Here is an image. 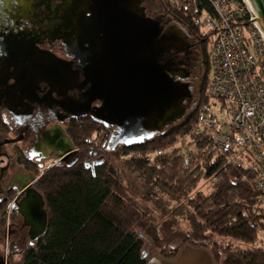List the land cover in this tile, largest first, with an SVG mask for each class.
Returning a JSON list of instances; mask_svg holds the SVG:
<instances>
[{
  "label": "trees",
  "instance_id": "1",
  "mask_svg": "<svg viewBox=\"0 0 264 264\" xmlns=\"http://www.w3.org/2000/svg\"><path fill=\"white\" fill-rule=\"evenodd\" d=\"M158 1L177 25L203 38L198 100L182 119L160 134L133 145H119L112 152L122 149L126 164L172 199L188 198L191 229L182 235L190 245H212L220 264H264V205L252 176L242 166L230 164L204 133L193 136L189 159L178 149H170L180 135L191 130L199 106L208 100L209 39L204 36L201 14L212 13L213 8L208 0ZM88 126L74 131L73 138L81 145L96 140ZM96 149L93 154L103 153ZM105 156L94 168L86 167L82 160L71 167L54 166L41 176L38 188L45 196L48 225L45 233L25 249L24 264H149L143 252V232L161 241L165 248L178 239L170 221L163 222L161 236L160 231L155 232V219L140 210L123 185L124 176ZM203 178H216L210 194L197 189ZM215 237L225 242L221 245ZM165 252L163 258L174 259L176 250ZM211 255L215 259L214 253Z\"/></svg>",
  "mask_w": 264,
  "mask_h": 264
},
{
  "label": "flooded vegetation",
  "instance_id": "2",
  "mask_svg": "<svg viewBox=\"0 0 264 264\" xmlns=\"http://www.w3.org/2000/svg\"><path fill=\"white\" fill-rule=\"evenodd\" d=\"M141 5L164 31L177 25L156 0ZM103 16L89 0H0V264H24L25 249L45 233L33 239V226L22 212L33 192L41 194L47 210L38 188L41 176L54 166L82 160L88 168L97 167L113 150L116 126L95 116L103 101L91 92L107 86L109 54L89 51L91 37L104 35L98 31ZM180 28L186 45L166 53L161 62L169 63L174 79L189 83L193 92L203 66L202 39ZM196 103L193 93L190 107ZM88 124L99 128L96 139L103 134L106 151L99 156L93 154L96 140L84 146L73 138L77 128ZM65 145L73 149L62 155ZM212 264H217L213 257Z\"/></svg>",
  "mask_w": 264,
  "mask_h": 264
},
{
  "label": "water",
  "instance_id": "3",
  "mask_svg": "<svg viewBox=\"0 0 264 264\" xmlns=\"http://www.w3.org/2000/svg\"><path fill=\"white\" fill-rule=\"evenodd\" d=\"M90 1L95 12L104 15L98 28L104 35L91 37L89 51L108 53L106 58L110 62L104 74L107 86L91 88L103 101V106L94 114L105 125L116 126V134L111 138V148L115 150L122 144L149 140L185 116L189 102L193 101L192 86L175 80L170 64L161 60L166 53L179 50L186 43L179 25L164 31L160 21L147 17L142 0ZM247 1L264 35V0ZM65 146L62 155L73 149ZM96 164L101 165V162ZM22 212L33 226L32 238L37 239L48 223L41 194L33 192ZM195 260L212 264L208 251L193 246H186L173 260L152 257L148 263L196 264Z\"/></svg>",
  "mask_w": 264,
  "mask_h": 264
},
{
  "label": "built area",
  "instance_id": "4",
  "mask_svg": "<svg viewBox=\"0 0 264 264\" xmlns=\"http://www.w3.org/2000/svg\"><path fill=\"white\" fill-rule=\"evenodd\" d=\"M208 1L213 12L201 14L209 39L208 100L199 106L191 130L170 149L189 159L193 136L204 133L230 164L252 176L264 205V35L248 1ZM215 183L213 178V191Z\"/></svg>",
  "mask_w": 264,
  "mask_h": 264
},
{
  "label": "rangeland",
  "instance_id": "5",
  "mask_svg": "<svg viewBox=\"0 0 264 264\" xmlns=\"http://www.w3.org/2000/svg\"><path fill=\"white\" fill-rule=\"evenodd\" d=\"M156 1L158 7L160 8L159 1L158 0ZM160 9L163 13H165L163 8ZM202 73H203V67L201 68L199 76L202 75ZM198 81L199 80L196 81V84L198 83ZM196 84L195 87L193 88L195 101L198 100V93H197L198 91ZM88 125L89 126L87 129L94 130L93 138L96 139V136L100 131L98 130L99 128L92 124H88ZM101 134L102 133L99 134V139L98 138L96 139L97 141L96 148L98 150H105V147L101 145L102 144ZM90 145H92V143L87 142L85 143L84 146H90ZM87 151H89L88 148ZM121 153H122V149H120L118 152L108 151L105 152L106 155L105 158L108 163L114 164L115 167L124 176L123 185L128 188L129 193L132 195L133 201L140 207L141 211H143L144 209V212H147L152 219H155V221L152 222V224L156 228L155 231L156 233H159L160 231V236H161L162 235L161 226L163 222L170 221L173 224V227L171 228L172 233H176L178 235L177 236L178 239H175V242H172L168 247L165 248V244H163L161 241L158 242L157 240L154 239V237L152 238L150 236H147L143 232V238L145 244L143 252L147 254V259L149 260L152 257L165 256L166 255L165 251L168 252V250L171 251L176 250V255L175 257H173L175 259L186 246H192L189 244V241L184 240V235H182L188 233L191 229L188 220V214L191 211V209L187 206L188 198L181 199L178 201L174 200L171 198L170 195L162 191L160 188L147 183L145 179L139 176L138 172H136L132 167L126 164L127 158L122 156ZM211 183L212 181L203 178L202 180L199 181L197 185V189L204 191L206 194H210L213 191V187ZM181 203H183L182 207H180ZM214 239H218L220 241L219 244L221 245L225 242V240L222 237L221 238L215 237ZM234 243L235 245H238V242L235 241ZM200 246L201 247H197V248L206 250L210 254L214 253L216 259V260L214 259L215 262L217 264H220V260L217 258L215 252L212 251V247H211L212 245L203 242V244Z\"/></svg>",
  "mask_w": 264,
  "mask_h": 264
},
{
  "label": "bare ground",
  "instance_id": "6",
  "mask_svg": "<svg viewBox=\"0 0 264 264\" xmlns=\"http://www.w3.org/2000/svg\"><path fill=\"white\" fill-rule=\"evenodd\" d=\"M247 1V0H246Z\"/></svg>",
  "mask_w": 264,
  "mask_h": 264
}]
</instances>
